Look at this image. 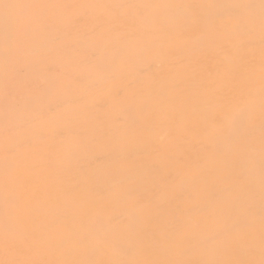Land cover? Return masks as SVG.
Here are the masks:
<instances>
[{"label":"rangeland","instance_id":"obj_1","mask_svg":"<svg viewBox=\"0 0 264 264\" xmlns=\"http://www.w3.org/2000/svg\"><path fill=\"white\" fill-rule=\"evenodd\" d=\"M41 2L8 20L19 51L43 46L20 27ZM63 5L90 83L0 118V264H264L243 257L264 234V0Z\"/></svg>","mask_w":264,"mask_h":264},{"label":"bare ground","instance_id":"obj_2","mask_svg":"<svg viewBox=\"0 0 264 264\" xmlns=\"http://www.w3.org/2000/svg\"><path fill=\"white\" fill-rule=\"evenodd\" d=\"M23 1L21 4L18 0H2L0 6V98L5 97L7 100L6 110H1L0 118H12V129L18 125V120L24 117L26 113L37 112L44 106L41 104L34 111H31L30 109L36 106L32 104L34 99L41 98L52 102L65 96L68 98L65 102H70V99L77 97L78 94L75 93L76 88H78L77 83H90L86 74L87 66L82 65L83 60L78 61V54L79 52L82 53L83 48H86L91 55L96 53L94 47H83L82 43H77L78 40L74 33L77 31V27L79 31V21L75 20L71 26H68L66 21L70 11L67 6L63 5V0H42L41 4L36 6L35 11L37 13L32 18L27 17L20 27L21 30H24V37L37 39L43 46L28 48L29 41H27L19 51L15 39L12 38L15 29L9 26L8 20L14 12H19L23 6L27 7V0ZM47 3L50 5L48 10L46 7L43 9L42 7L44 4L48 5ZM40 21L45 33H41L39 30ZM4 37L8 40L7 48L2 46ZM95 47L98 48V46ZM27 69L30 72L26 71ZM23 71H26L31 79H22ZM31 80L40 81L43 84V89L41 91L35 90L25 84L30 83ZM17 93L22 94L27 103L26 108L21 106L19 109H15V98L18 99ZM50 108L53 110L55 104L51 103ZM61 128L59 126L57 132ZM13 139L14 134H11V140L13 141ZM23 139H25V143L33 142L30 135H25ZM257 203L258 207H262L264 204L263 201ZM230 229H234V227L232 226ZM114 234L119 239L116 231ZM203 242L208 243L209 241L204 239ZM124 245L122 249L125 252H131L135 248V243ZM248 256L256 259L264 258V234L259 235L254 243L249 245L248 250L243 253L244 258ZM167 259L171 260L170 257ZM125 264H130V262Z\"/></svg>","mask_w":264,"mask_h":264}]
</instances>
